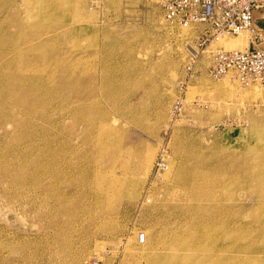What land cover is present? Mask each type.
Returning <instances> with one entry per match:
<instances>
[{
    "label": "rangeland",
    "instance_id": "rangeland-1",
    "mask_svg": "<svg viewBox=\"0 0 264 264\" xmlns=\"http://www.w3.org/2000/svg\"><path fill=\"white\" fill-rule=\"evenodd\" d=\"M18 18L45 27L28 64H41L55 94L27 117L31 126L0 111V264H264V82L208 70L212 50L247 47L251 32L207 41L182 91L204 26L171 23L160 0H0L6 34ZM10 48L0 43V66L14 56L3 72L29 88L25 61ZM193 179L206 208L200 219L172 209L192 202ZM62 200L77 213L57 211Z\"/></svg>",
    "mask_w": 264,
    "mask_h": 264
},
{
    "label": "built area",
    "instance_id": "built-area-1",
    "mask_svg": "<svg viewBox=\"0 0 264 264\" xmlns=\"http://www.w3.org/2000/svg\"><path fill=\"white\" fill-rule=\"evenodd\" d=\"M164 18L181 27L196 26L199 29V41L190 44L185 62L186 73L179 81L183 91L192 77L198 72L200 55L206 51L207 41L218 38L224 33L238 35L250 31L253 40L244 48H217L211 51V63L208 70L212 76L229 72L243 83L264 82V46L257 45L264 32L258 24V16L264 17V0H160ZM177 99H182L178 96ZM163 155L156 161L158 168L165 165ZM146 238L144 230L139 231L138 239ZM91 264H99L93 260Z\"/></svg>",
    "mask_w": 264,
    "mask_h": 264
},
{
    "label": "bare ground",
    "instance_id": "bare-ground-1",
    "mask_svg": "<svg viewBox=\"0 0 264 264\" xmlns=\"http://www.w3.org/2000/svg\"><path fill=\"white\" fill-rule=\"evenodd\" d=\"M18 20H19V18H18ZM39 20V19H38ZM14 27H16L18 30H16V32H12V33H10L9 35L8 34H6V32H8V27L5 29V27L4 26H2V23H1V21H0V35L3 33V32H5L4 34H2L1 36H0V43H3L4 44V42L5 43H9V45H10V47L12 48V52H14V50L17 52H15L14 54H16L17 56H21V57H23V59H24V61H25V63H24V65L21 67V70L19 71V73H20V75L22 76V77H25L26 79H27V81L29 82V88H24V86L23 85H21V84H17V83H15L14 82V79H15V77L14 76H12V75H10V74H4V69H6V68H8V67H11L12 66V64L14 63V56H13V58L12 59H8L7 61H5L4 62V65H2V66H0V111L4 114L5 113V116L7 117V118H11V119H15V120H18L19 122H21V121H23V122H27V124H30L29 126H31V124L33 125V123H31L28 119H27V117H33V116H36L39 112V110H40V108L41 107H38L39 106V102L40 101H42V103L44 102V103H47V102H49L50 103V101H49V98L51 97V95H52V93L53 94H55V89L53 90V87L50 85V83H47V84H45L44 83V71L45 70H40L39 68H37L38 66H40L41 64H39V63H31V64H28V62L29 61H31V57H30V55H29V53L28 52H32V51H30L29 50V47L30 46H32V47H34L35 48V50H33V51H35V55H37V56H39L40 55V52H38V50H40V49H42L43 50V42H39L40 40H42L43 38H44V35H45V27L44 26H41V27H37V26H30V27H28V26H26L25 24H24V21H20L19 20V23L18 24H16V26H14ZM245 32H247V31H243V32H241L240 34H238V35H241V34H244ZM36 35H40L39 37H35ZM220 41L221 40H223L224 39V36H219V38H218ZM19 41L18 42V44L16 45V46H13V45H15L16 43L15 42H13V41ZM20 42H22V44L23 45H20L19 43ZM11 48H10V50H11ZM8 49V48H7ZM10 50H8V51H10ZM11 52V53H12ZM3 53H5V50H2V51H0V58H2L4 55H3ZM6 53H7V51H6ZM12 55V54H11ZM6 56V55H5ZM4 56V57H5ZM17 58V57H16ZM40 61V60H39ZM31 67H33V68H36L35 70L37 71V72H28V71H30V69H31ZM73 77L69 80V81H67V84H68V86H69V88H70V84L73 82ZM97 81V80H96ZM65 85V84H64ZM73 86V85H72ZM71 86V87H72ZM65 88H67L66 86H65ZM89 88V87H88ZM30 90V91H29ZM42 90H43V92H42ZM71 89H69V91H70ZM25 91H29L30 93H32V95H31V98H29L28 97V94H26V92ZM68 91V92H69ZM40 92H42V94H40ZM71 92V91H70ZM64 94H66V93H64ZM70 95H72V94H70ZM75 95H77V94H75ZM86 95V94H85ZM56 96V95H55ZM68 96V95H67ZM84 96V95H83ZM99 96V95H98ZM97 96V97H98ZM54 97V96H53ZM60 97H63V98H65L64 96H60ZM69 97H71V96H69ZM35 98H37L36 100L37 101H35L34 99ZM54 98H56V97H54ZM68 98V97H67ZM80 98V97H79ZM85 98V97H84ZM88 98V97H87ZM76 99V98H75ZM81 99H83V98H81ZM93 99H94V97H93ZM92 99V100H93ZM99 99V98H98ZM71 100V99H70ZM73 100V99H72ZM80 100V99H79ZM78 100V101H79ZM86 99H84V101H85ZM96 100V99H95ZM100 100V99H99ZM76 101H77V99H76ZM77 101V102H78ZM83 101V100H82ZM75 101H73L72 103H74ZM87 102V101H86ZM90 102V101H89ZM97 102V101H96ZM41 103V104H42ZM66 103H68L67 101H66ZM82 103H84V102H82ZM82 103H80V105H82ZM93 103V102H92ZM9 104L11 105H15L16 106V108L17 109H15L16 110V112H14V113H12V112H10V111H12V110H14L13 108H11L10 106H9ZM43 105V104H42ZM68 105H70V104H68ZM72 105V107H74L73 106V104H71ZM78 105H79V103H78ZM95 105V104H94ZM100 106L99 107H101V104H99ZM77 106V105H76ZM84 106V105H83ZM82 106V107H83ZM96 107H97V105H95ZM47 107V106H46ZM82 107L80 108L82 111H83V109H82ZM103 107V106H102ZM101 107V109H103ZM43 108H45V107H43ZM65 108V107H64ZM70 108V107H69ZM69 108H67V109H69ZM79 108V107H78ZM78 108H74V109H72L71 108V111H72V113H73V115H75V117H79V109ZM88 108V107H87ZM84 109H85V106H84ZM89 109V108H88ZM88 109H87V111H88ZM91 109H92V107H91ZM91 109H89V111L91 110ZM97 109H99L98 107H97ZM96 109V110H97ZM93 111H95L94 109H92ZM100 110V109H99ZM81 111V112H82ZM86 111V110H85ZM84 111V112H85ZM86 111V112H87ZM104 111V110H103ZM106 111V110H105ZM104 111V112H105ZM91 112V111H90ZM11 113V114H10ZM94 113V112H93ZM93 113H91V115L93 114ZM11 116H10V115ZM46 114V113H45ZM90 114V113H89ZM88 114V115H89ZM99 114V113H98ZM101 114V113H100ZM44 115V114H43ZM95 115V114H94ZM97 115V114H96ZM95 115V116H96ZM101 115H103V113L101 114ZM105 115H108V114H105ZM1 117L3 116V115H0ZM109 116V115H108ZM66 117V116H65ZM87 117H92V116H87ZM107 117V116H106ZM5 118V117H4ZM80 118H81V116H80ZM101 118L102 117H100V120H101ZM109 118V117H108ZM24 119V120H23ZM78 119V118H77ZM76 119V120H77ZM82 119V118H81ZM90 119V118H89ZM93 119V118H92ZM91 119V120H92ZM109 119H111V118H109ZM109 119H105V120H109ZM4 120V123H6V119H3ZM73 120V119H72ZM71 120V121H72ZM87 120V119H86ZM90 120V121H91ZM94 120V119H93ZM97 120V119H96ZM99 120V119H98ZM99 120V121H100ZM103 120V119H102ZM79 121V120H78ZM89 121V120H88ZM87 121V122H88ZM99 121H95L94 120V124H95V122H99ZM42 122V121H41ZM44 122V121H43ZM68 122V121H67ZM77 122V121H76ZM82 122V121H81ZM86 122V123H87ZM91 122H93V121H91ZM78 123V122H77ZM77 123H75L76 125H77ZM79 123H80V121H79ZM84 123V122H83ZM20 123H18V122H16L15 123V126H17V128H20V127H22V126H18ZM40 124H42V123H40ZM71 124H72V122H71ZM74 124V125H75ZM85 124V123H84ZM83 124V125H84ZM93 124V123H92ZM97 124V123H96ZM44 125V124H43ZM80 125V124H79ZM69 126V125H68ZM88 126H89V124H88ZM90 126H91V123H90ZM94 126V125H93ZM70 127H71V125H70ZM75 127V126H74ZM77 127V126H76ZM97 127V126H96ZM84 128V127H83ZM78 129V128H77ZM88 129H92L93 130V128L91 127V128H89L88 127ZM87 129V130H88ZM80 130V129H79ZM83 130V129H82ZM84 130H85V128H84ZM91 130V131H92ZM96 130V129H95ZM83 132V131H82ZM86 132V131H85ZM93 132V131H92ZM91 132V133H92ZM18 133H19V136L23 133V131H21V130H19L18 131ZM89 133V132H88ZM88 133L86 134V136H88ZM78 134V133H77ZM83 135H84V133H83ZM82 135V136H83ZM92 135H93V133H92ZM70 136V135H69ZM68 135H67V137H69ZM91 136V135H90ZM95 136H96V134H95ZM94 137V136H93ZM87 137H85V139H86ZM89 138V137H88ZM96 138V137H95ZM95 138H94V140H95ZM78 139V138H77ZM80 140H81V136H80V138H79ZM93 139V138H92ZM92 139H90L91 141H92ZM83 140V139H82ZM87 140H89V139H87ZM93 140V141H94ZM97 140V139H96ZM84 141V140H83ZM69 142V141H68ZM67 142V143H68ZM76 142V141H75ZM80 142H82V141H80ZM86 142V141H85ZM95 142V141H94ZM74 143V142H73ZM84 143V142H83ZM89 143V142H88ZM24 144H26L28 147H30L31 146V142H29V141H25L24 142ZM85 144V143H84ZM87 144V143H86ZM93 144V143H92ZM89 145H90V143H89ZM78 146V145H77ZM76 146V147H77ZM82 146V145H81ZM75 147V146H74ZM65 149V148H64ZM71 149V148H70ZM80 149V148H79ZM67 150H69L68 148H67ZM72 150H74V148L72 149ZM71 150V151H72ZM75 151H76V149H75ZM91 151H94L93 149L91 150ZM65 152V151H64ZM77 152H79L78 150H77ZM176 152V151H175ZM72 153V152H71ZM72 155V154H71ZM74 155H75V152H74ZM67 158V157H66ZM65 158V159H66ZM170 159H169V162H170V160H171V157H169ZM5 159V158H4ZM183 159V158H182ZM69 160V159H68ZM73 160V159H72ZM72 161H70V163H71ZM74 163V162H73ZM73 163H71V164H73ZM185 163V162H184ZM168 165V164H167ZM172 165V161H171V164H170V169H171V166ZM185 165V164H184ZM169 166V165H168ZM167 167V166H166ZM184 167H186V166H184ZM183 167V165L181 164V165H178L175 169H178V171L179 172H181V173H184L185 174V176L183 177V178H181V179H183V180H188V176L189 175H187L185 172H184V168ZM170 169L168 170V172H170ZM192 170L193 169H191V171H190V173L189 174H192L193 172H192ZM188 171V170H187ZM188 171V172H189ZM192 172V173H191ZM200 172V171H199ZM167 173V172H166ZM194 174V173H193ZM183 175V174H182ZM160 176V175H159ZM164 176H166V175H164ZM191 176V175H190ZM200 176V175H199ZM203 177V176H202ZM199 180V179H198ZM198 180H196V179H193V184H191L192 186H194L195 187V189H196V195H195V197L194 198H190L191 200H192V202H190L189 204H186V205H184V204H181V205H175V206H173L172 207V209H174V210H176L177 209V207L178 208H180L181 209V211L183 212V214L185 215V216H187V217H189V218H201L203 215H205V211H206V208L204 207V206H200L199 204H197V202H195V201H197L200 197V194H203L202 193V190H201V182H198ZM177 181H179V180H177L176 179V183L175 184H177ZM167 181H165V183H166ZM180 183V182H179ZM183 183V182H182ZM167 184V183H166ZM172 184V183H171ZM181 184V183H180ZM169 185V184H168ZM189 185V184H188ZM167 186V185H166ZM170 186H172V185H170ZM169 186V187H170ZM181 186H182V184H181ZM178 187V186H177ZM180 187V186H179ZM186 188V187H185ZM184 188V189H185ZM167 189V188H166ZM175 189V188H174ZM183 189V190H184ZM176 190V189H175ZM189 190H190V188H189ZM167 191V190H166ZM172 191V190H171ZM180 191H181V189H180ZM175 192V191H174ZM179 192V191H178ZM183 192V191H182ZM188 192V191H187ZM167 193V192H166ZM165 193V194H166ZM169 193H170V191H169ZM173 193V192H172ZM184 194V193H183ZM175 195V194H174ZM177 195H178V193H177ZM174 197H176V196H174ZM190 197V196H189ZM177 198V197H176ZM167 199V198H166ZM169 199V198H168ZM184 200H185V198H183ZM195 199H197V200H195ZM170 200V199H169ZM174 200V199H173ZM168 201V200H167ZM175 202H176V200H175ZM178 202V201H177ZM167 204L166 205H168V202H166ZM185 203H186V201H185ZM58 206L56 205V210L57 211H59V210H65V211H75L74 213H77L76 212V210L77 209H75V208H73V207H71V204H69L68 202H63V200L62 201H58ZM169 205H170V203H169ZM171 206V205H170ZM165 207V206H164ZM168 207V206H167ZM166 207V208H167ZM165 208V209H166ZM54 210H55V208H54ZM168 210V209H167ZM171 210V209H170ZM174 210H172V212L174 211ZM81 212H83L84 213V211L82 210ZM171 212V211H170ZM183 215V216H184ZM95 247H96V245H95ZM98 248V247H97ZM101 249H102V247H101ZM64 250V249H63ZM69 250V249H68ZM96 250V249H95ZM101 251V250H100ZM70 252V251H69ZM67 253V252H66ZM64 254V253H63ZM62 254V255H63ZM65 256H67L66 254H65ZM70 256V255H69ZM80 256V255H79ZM62 258V257H61ZM68 259V258H67ZM67 264V263H66ZM69 264V263H68Z\"/></svg>",
    "mask_w": 264,
    "mask_h": 264
},
{
    "label": "crops",
    "instance_id": "crops-1",
    "mask_svg": "<svg viewBox=\"0 0 264 264\" xmlns=\"http://www.w3.org/2000/svg\"><path fill=\"white\" fill-rule=\"evenodd\" d=\"M258 16V24L259 27H261L263 29L264 32V17L260 16V14H257ZM257 44H260V46H264V41L259 40L258 42H256Z\"/></svg>",
    "mask_w": 264,
    "mask_h": 264
}]
</instances>
